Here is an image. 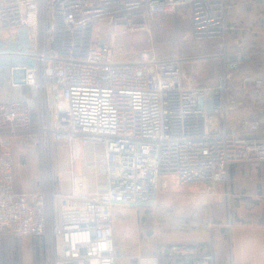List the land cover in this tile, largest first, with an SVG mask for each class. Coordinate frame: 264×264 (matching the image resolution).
<instances>
[{
    "label": "built area",
    "instance_id": "built-area-1",
    "mask_svg": "<svg viewBox=\"0 0 264 264\" xmlns=\"http://www.w3.org/2000/svg\"><path fill=\"white\" fill-rule=\"evenodd\" d=\"M231 7L230 0H0V32L19 46L0 53L7 75L0 92L10 91L0 99V237L46 239L47 264H117L126 256L115 238L117 208H154L167 177L212 194L231 166L264 164V72L239 70L245 47L230 43ZM176 9L187 11L194 41L218 45L214 85H200L184 67L210 56L143 50L119 60L112 40L94 37L98 22L137 31L150 14ZM18 141L36 164L55 143L69 147L72 163L80 146H100L104 189L72 174L69 192L56 191L51 178L45 189L17 193ZM170 251L187 253L178 244ZM211 261L206 249L193 264ZM137 264L161 262L140 255Z\"/></svg>",
    "mask_w": 264,
    "mask_h": 264
},
{
    "label": "rangeland",
    "instance_id": "rangeland-1",
    "mask_svg": "<svg viewBox=\"0 0 264 264\" xmlns=\"http://www.w3.org/2000/svg\"><path fill=\"white\" fill-rule=\"evenodd\" d=\"M262 23L264 25V21ZM94 37L98 40H112L119 60L133 59L143 50H152L159 57L173 53L185 58L210 56L188 61L184 67L200 85H214L218 81L221 60L212 55L220 52V49L217 44L197 43L191 38V22L186 10L176 9L150 14L146 27L137 31L98 22L94 26ZM16 38L22 39L21 33L16 35ZM252 48L259 52L257 56L261 62V70L264 72V45ZM18 49V42L11 33L4 38L0 32V53ZM5 59L0 58V62ZM256 68L258 70L259 67ZM254 70L252 66L250 71ZM6 76V71L0 72V85H3ZM25 94L32 96L30 90ZM89 147L94 148L92 145ZM13 152L21 158L19 172H16L15 168L17 193L45 189L47 180L50 181L51 178L56 191L68 186L66 182H63L64 185L60 182L62 178H70L72 172L69 161L70 150L67 145L55 143L51 147L50 154L46 153V155L41 150L39 164H36L35 170L32 166L33 153L28 143L15 146ZM98 180H101L100 176L94 180V183L97 184ZM165 182L166 185L162 188L154 208L119 207L114 212L115 237L118 246L122 249L121 252L126 255L125 264H136L140 255H156L167 244L166 235L169 233L201 230V226H196L199 220L211 222L216 219L215 209L203 186L181 185L175 177H167ZM229 183L232 188V181L230 180ZM0 245L18 252L20 264H47L49 243L46 239L0 237ZM8 260L14 264L16 262L14 254H0V264Z\"/></svg>",
    "mask_w": 264,
    "mask_h": 264
},
{
    "label": "crops",
    "instance_id": "crops-1",
    "mask_svg": "<svg viewBox=\"0 0 264 264\" xmlns=\"http://www.w3.org/2000/svg\"><path fill=\"white\" fill-rule=\"evenodd\" d=\"M230 2L232 6L229 17L230 43L241 42L245 47V56L251 58L248 64L244 61L242 68L245 69L242 71L249 73L252 66L255 70H257L256 67L261 70V62L257 56L259 52L252 47L264 45V25L262 23L264 21V0H230ZM29 90L25 88L24 92L28 93ZM9 92V89L1 91L0 99L7 98ZM20 145H24V142H16L12 149L14 174L15 168L16 172H19L21 158L19 155H14L13 150L15 146ZM89 146L91 145L79 147L81 156L74 163L71 161L69 152L72 172L69 170L70 178H62L60 181L63 185L65 184L63 182L68 184L66 188L60 189L61 192L72 190V174L79 177L87 174L85 177L88 179L90 190L104 189L103 150L100 146H94L93 149ZM32 166L34 170L37 167L34 161H32ZM96 175L101 179L97 181V184L94 183V180L98 179L94 177ZM230 180L233 183V189L230 186ZM209 200L215 209L216 219L211 222L204 219L199 220L196 226H201V230L167 234L166 245L211 246L212 261L210 264H264V164L251 162L232 166L229 179L217 185L215 191L209 194ZM118 245L117 243V248L121 251ZM187 252L190 251L187 250ZM124 261L125 258H121L117 264H125ZM3 264L11 263L8 261Z\"/></svg>",
    "mask_w": 264,
    "mask_h": 264
},
{
    "label": "trees",
    "instance_id": "trees-1",
    "mask_svg": "<svg viewBox=\"0 0 264 264\" xmlns=\"http://www.w3.org/2000/svg\"><path fill=\"white\" fill-rule=\"evenodd\" d=\"M167 56H164V57H167ZM250 60L251 58L245 61L248 64ZM244 69L242 67L239 68V70L241 71ZM250 72H253V71H250ZM231 169H232V166L230 168V171ZM5 237H12V236H5ZM38 239H42V238H38ZM178 245L185 247V249L189 250L190 252H187L184 255L180 253H172L170 251L171 245H165L163 246V248L159 250L158 253H156V255L159 256L160 258L161 264H182V263L193 264L196 260L201 259L203 257V255L206 252V249L211 250V246H201V245H196V244H187V245L178 244ZM0 254H9V255L14 254V259H16V262H14V264H20L18 252H16L15 250H12L10 247H6L5 245L3 246L0 245ZM9 263H11V261H9Z\"/></svg>",
    "mask_w": 264,
    "mask_h": 264
},
{
    "label": "water",
    "instance_id": "water-1",
    "mask_svg": "<svg viewBox=\"0 0 264 264\" xmlns=\"http://www.w3.org/2000/svg\"><path fill=\"white\" fill-rule=\"evenodd\" d=\"M103 44V43H102ZM249 59V57L248 56H242L241 57V60H243V61H245V60H248ZM237 60V57L236 56H232V57H230V61L231 62H235ZM238 67V65L237 64H235V63H232L231 64V68H237Z\"/></svg>",
    "mask_w": 264,
    "mask_h": 264
}]
</instances>
